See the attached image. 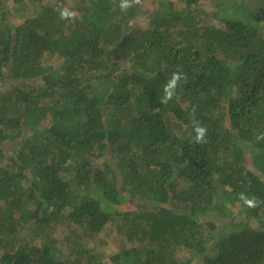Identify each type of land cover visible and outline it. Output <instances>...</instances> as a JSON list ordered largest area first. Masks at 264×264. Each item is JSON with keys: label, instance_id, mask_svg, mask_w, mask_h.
<instances>
[{"label": "trees", "instance_id": "obj_1", "mask_svg": "<svg viewBox=\"0 0 264 264\" xmlns=\"http://www.w3.org/2000/svg\"><path fill=\"white\" fill-rule=\"evenodd\" d=\"M45 1L0 0V264H104L110 223L152 245L110 264H264V6Z\"/></svg>", "mask_w": 264, "mask_h": 264}, {"label": "rangeland", "instance_id": "obj_2", "mask_svg": "<svg viewBox=\"0 0 264 264\" xmlns=\"http://www.w3.org/2000/svg\"><path fill=\"white\" fill-rule=\"evenodd\" d=\"M43 1H45V0H43ZM45 2L49 3L52 7L55 4L56 0H46ZM77 2H78V0H64V3L62 4V6L61 7L59 6V7L61 8V10L67 9L70 11L71 9H74L76 7L75 5L77 4ZM24 3H26L25 6H29L27 1H25ZM10 5H11V3H10ZM37 5H39V4H37ZM247 5H248L247 8H252V5H254L255 7H258V6L260 7V5L264 6V3H262L261 0H247ZM202 8L204 10H208V8L205 4L203 5ZM192 12H194V10L192 7H190V13H192ZM201 16H202V19H204L203 21H201V22H203L202 24L207 25V23L205 22L206 20H207L208 24L212 23V21L210 22V20H212L211 17H209L208 15H205L204 12ZM147 22H148L147 19H145V17H144L143 20L141 22H139L138 24H140L141 28H145L147 26ZM134 71L138 72V73H142L138 70H134ZM103 87L104 86L101 85V86H99V88H95L94 93H105V89ZM38 137L40 139H42L43 134L40 132ZM138 207H140V206L137 202H134V203L130 202V203H127L125 206L123 205L117 209L121 210L122 212H126V211H130L132 209H137ZM153 211L155 212L154 209H153ZM145 223H146V221L141 222L142 226L145 227ZM74 229H77V228H74ZM68 234L71 235L69 233V229H66V227H64V226L56 227L54 229V232L52 233V238H54L57 241L56 245L58 247V252L62 258L67 257V255L69 253V248H71V244H73L72 243L73 241L70 240V238H69V241H68V239H67V241L65 240V238L69 237ZM76 234L82 235L83 233L80 232V229H77ZM79 238H81L84 241L86 247L94 248L98 254L103 255V263L104 264H110V256L111 255H113L117 252H121V251H123L129 247H132V248L135 247L137 249H139L140 246H145L148 248L152 247L151 244L149 245V240H147V239L143 240L142 242H139V240H137L134 237V235H132L128 231L118 232V230L116 228V224H113V223H110L105 230H103L100 234H98L97 236H95L91 240L85 236H80ZM36 240L37 241H35V242H39L38 236H37ZM177 256L179 257V260H183V261H185L189 258L187 251H185V250H181L180 252H178Z\"/></svg>", "mask_w": 264, "mask_h": 264}, {"label": "clouds", "instance_id": "obj_3", "mask_svg": "<svg viewBox=\"0 0 264 264\" xmlns=\"http://www.w3.org/2000/svg\"><path fill=\"white\" fill-rule=\"evenodd\" d=\"M140 3V0H120V9L122 11L127 10L128 8L132 7L133 5H137ZM74 13L65 9L63 11H61L60 13V18L61 19H73L74 17ZM186 80V76L179 70H177L176 72H173L171 74L170 79L166 82V84L164 85V97H163V101L167 102L168 100L172 99L173 96L175 95V89L178 86V83L181 80ZM195 110H193L194 113ZM194 119V116H193ZM194 131L196 133L195 135V142L196 143H206V134H207V127L201 125L198 121L195 122V127H194ZM257 139H264V134H262L261 136H258ZM244 204L249 207V208H253L256 207L257 204L259 203V201L255 198H249L247 196H245L243 193L240 194L239 197Z\"/></svg>", "mask_w": 264, "mask_h": 264}]
</instances>
